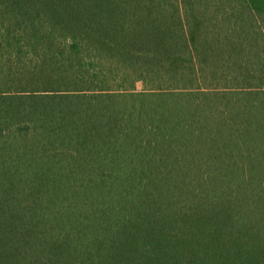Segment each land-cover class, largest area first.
<instances>
[{"label": "trees", "instance_id": "16d2710c", "mask_svg": "<svg viewBox=\"0 0 264 264\" xmlns=\"http://www.w3.org/2000/svg\"><path fill=\"white\" fill-rule=\"evenodd\" d=\"M0 264H264V0H0Z\"/></svg>", "mask_w": 264, "mask_h": 264}, {"label": "rangeland", "instance_id": "374dc122", "mask_svg": "<svg viewBox=\"0 0 264 264\" xmlns=\"http://www.w3.org/2000/svg\"><path fill=\"white\" fill-rule=\"evenodd\" d=\"M143 83L142 82H139L138 84H137V89L138 90H141V89H143Z\"/></svg>", "mask_w": 264, "mask_h": 264}]
</instances>
